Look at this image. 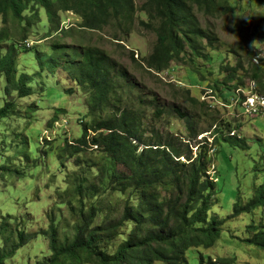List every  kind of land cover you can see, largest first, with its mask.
<instances>
[{"label": "rangeland", "instance_id": "374dc122", "mask_svg": "<svg viewBox=\"0 0 264 264\" xmlns=\"http://www.w3.org/2000/svg\"><path fill=\"white\" fill-rule=\"evenodd\" d=\"M145 2L135 0L129 33L115 20L104 29H87L80 15L61 11V30L47 38L51 24L45 9L33 5L21 23L12 16L5 23L0 17V29L6 27L11 35L2 53L15 44L19 74L32 77L31 94L25 98L15 91L7 94L4 77L0 80V108L7 102L17 105L12 116L0 121V254L17 245L18 231L37 234L6 264H49V239L41 233L52 219L66 243L73 240L81 213L92 206L98 210L94 226L113 220L122 210L124 198L113 187V175L124 167L103 147L89 143L79 152L74 149L95 110L100 116L115 113L110 105L94 109L95 89L90 83L79 84L69 71L75 54L90 46L111 56L114 87L124 104L138 112L143 139L170 136L187 144L193 157L201 151L208 160L206 172L216 178V202L209 215L226 221L213 246L186 251L187 264H210L220 257L233 264H264V251L243 240L251 235L247 224H264V207L232 216L234 203H245L264 183V111L253 115L244 105L252 90L264 95L251 79L257 66L264 82V6L257 0H227V7L215 15L199 13L214 37L212 43L202 41L204 56L187 48L159 72L145 63L157 39L153 25L146 26ZM35 11L38 22L30 18ZM59 40L68 47L59 50L62 59L55 62L52 46ZM238 62L243 65L237 73L243 85L234 88L235 81L222 79L226 66ZM130 228L128 224L121 236L99 242V249L113 255Z\"/></svg>", "mask_w": 264, "mask_h": 264}, {"label": "trees", "instance_id": "16d2710c", "mask_svg": "<svg viewBox=\"0 0 264 264\" xmlns=\"http://www.w3.org/2000/svg\"><path fill=\"white\" fill-rule=\"evenodd\" d=\"M257 2L264 6V0ZM31 5L45 9L51 24L47 38L53 31L61 30V11L80 15L81 26L87 29H104L115 20L127 26L126 33L133 26L136 13L135 0H0V17L5 23L9 16L21 23ZM144 7L149 19L146 26L153 25L157 36L145 63L160 72L178 61L187 48L195 56H204L202 41L207 39L212 43L214 37L211 29L202 25L198 14L215 15L227 7V0H146ZM39 17L35 11L30 18L38 22ZM10 40V30L0 29V80L4 77L7 94L15 91L25 98L31 94L32 77L19 74L15 44L2 53V45ZM67 47L68 44L61 40L53 44L55 62L62 59L59 50ZM72 59L74 62L69 71L75 79L82 85L90 83L95 89L91 101L94 109L110 105L115 110L112 116H100L95 110L74 149L79 152L89 143L100 146L110 159L122 165L124 170L113 175V187L124 199L119 216L100 225L94 226L97 208L92 206L87 214L82 212L71 242L60 240L52 219L49 228L41 233L49 239V264H187L186 251L190 247L213 246L226 221L218 215H209L216 202L212 198L216 178L206 172L208 160L201 151L193 157L187 144L170 136L143 139L138 112L124 104L123 97L114 87L113 60L105 50L97 46L85 47ZM241 69V62L226 66L222 82L235 81L234 88L243 85V78L237 74ZM259 72L262 73L254 66L251 79L264 94V82ZM16 108L14 102L3 105L0 121L12 116ZM161 191L166 195L162 196ZM259 206L264 207V183L254 188L252 197L245 203H234L232 216ZM128 224L131 228L113 255L99 249V242L121 236ZM247 229L251 235L243 240L264 251V224L250 222ZM36 235L30 237L24 231H18L17 245L3 250L0 264H6ZM210 264H233V261L220 257L210 260Z\"/></svg>", "mask_w": 264, "mask_h": 264}, {"label": "built area", "instance_id": "2783aa9c", "mask_svg": "<svg viewBox=\"0 0 264 264\" xmlns=\"http://www.w3.org/2000/svg\"><path fill=\"white\" fill-rule=\"evenodd\" d=\"M244 105L248 113L256 115L257 113L264 111V95L258 94L252 90V92L246 96Z\"/></svg>", "mask_w": 264, "mask_h": 264}]
</instances>
